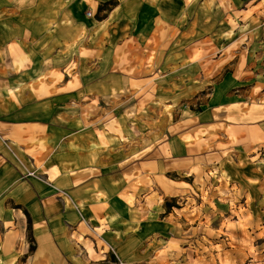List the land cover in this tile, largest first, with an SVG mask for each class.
Masks as SVG:
<instances>
[{"label": "crops", "instance_id": "0c3cea01", "mask_svg": "<svg viewBox=\"0 0 264 264\" xmlns=\"http://www.w3.org/2000/svg\"><path fill=\"white\" fill-rule=\"evenodd\" d=\"M180 1L0 0V264H136L120 245L132 229L123 195L264 147V81L249 61L264 34L202 36L210 17L187 11L218 2ZM172 62L213 93L168 130L150 112L162 82L179 84ZM232 83L248 96H228ZM132 108L131 121L118 116Z\"/></svg>", "mask_w": 264, "mask_h": 264}, {"label": "rangeland", "instance_id": "374dc122", "mask_svg": "<svg viewBox=\"0 0 264 264\" xmlns=\"http://www.w3.org/2000/svg\"><path fill=\"white\" fill-rule=\"evenodd\" d=\"M211 2H218V5L212 4L209 14L204 9L187 11L188 16L193 14L200 20L210 17L209 27H197L202 36L218 35V40L229 43L242 35L264 34V10L253 8V4L243 11L231 0ZM112 3L94 17L104 18L116 5V1ZM255 22L256 27L250 28ZM223 32L226 33L224 37ZM176 44L171 43L170 48H177ZM262 50L252 53L249 59L257 81H264ZM186 64L189 63L184 62ZM172 65H177L170 67L173 70H183L174 76L179 84L162 82L164 86L156 95V105L161 104V111L150 112V120L165 116L168 130L183 111H201L208 94L213 93L211 88L201 92L194 86L200 80L188 75L178 64L172 62ZM221 79L222 75L210 85L216 88L222 83ZM250 90L248 85L234 86L232 83L228 96L244 99ZM261 92L264 106V91ZM122 115L131 121L136 116V109L118 114L119 117ZM170 177L164 187L161 186L162 179L157 183L161 192L152 185L146 194L150 195L143 199L123 195L128 202L129 217L126 218L132 223V229L129 241L120 245L129 250L128 258L134 255L136 264H264V147L254 154L232 157L217 166H201L189 173L174 172ZM131 242L134 251L130 250Z\"/></svg>", "mask_w": 264, "mask_h": 264}, {"label": "trees", "instance_id": "16d2710c", "mask_svg": "<svg viewBox=\"0 0 264 264\" xmlns=\"http://www.w3.org/2000/svg\"><path fill=\"white\" fill-rule=\"evenodd\" d=\"M110 5H113V3L112 2H108L106 4H103V6H101V8H100V11H102V9L105 8L106 6H110Z\"/></svg>", "mask_w": 264, "mask_h": 264}, {"label": "built area", "instance_id": "2783aa9c", "mask_svg": "<svg viewBox=\"0 0 264 264\" xmlns=\"http://www.w3.org/2000/svg\"><path fill=\"white\" fill-rule=\"evenodd\" d=\"M88 16H89V17H91V16H92V14H91V13H89V14H88ZM30 175H34V173H32V174H30Z\"/></svg>", "mask_w": 264, "mask_h": 264}]
</instances>
